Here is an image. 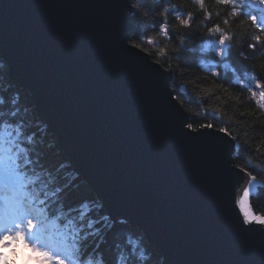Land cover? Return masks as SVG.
Segmentation results:
<instances>
[{
    "label": "water",
    "instance_id": "water-1",
    "mask_svg": "<svg viewBox=\"0 0 264 264\" xmlns=\"http://www.w3.org/2000/svg\"><path fill=\"white\" fill-rule=\"evenodd\" d=\"M131 10L129 0H0V59L104 211L167 264H264L259 234L238 231L248 177L225 163L233 142L209 146L188 130L170 74L129 46Z\"/></svg>",
    "mask_w": 264,
    "mask_h": 264
},
{
    "label": "snow or ice",
    "instance_id": "snow-or-ice-1",
    "mask_svg": "<svg viewBox=\"0 0 264 264\" xmlns=\"http://www.w3.org/2000/svg\"><path fill=\"white\" fill-rule=\"evenodd\" d=\"M195 3L204 10V20H211L212 13L205 9L204 0H195ZM216 3L230 6L231 17L242 15L254 29L264 32V0H216ZM141 6L133 7L138 9ZM170 11H174V6L161 10L164 19L159 23L158 35L165 40L171 39L167 22ZM136 14L135 11L130 12L131 16ZM176 20L182 28L189 29L193 16L177 12ZM222 22L229 24L228 19ZM152 30L156 31L155 28ZM207 34L215 37L206 41V48L220 58L216 65L219 67L227 59L233 37L226 34L220 23L207 27ZM254 40L248 44L253 51L261 43L258 35ZM146 43L154 45L156 41L146 37ZM183 44L182 39L181 47L173 51H183ZM129 46L144 51L135 42H130ZM165 52L166 48H161L160 56L163 57ZM165 71H170V68H165ZM211 75L219 78L221 74L212 70ZM0 77H3L0 81V264H16L10 257L22 256L21 249L27 250L26 260L33 264H94V261L95 264H151L152 255L146 237L126 217L113 218L104 211V205L98 198L83 196L76 204L67 202L86 181L65 159L59 163H45V149L54 143L48 139V128L41 127L44 122L38 123L37 110L24 102V94L7 70L0 72ZM251 80L253 83L247 85L242 80L238 81L240 88H247L255 103L264 108V83L255 76ZM178 95L174 92L171 98L177 99ZM186 127L204 137L209 146L217 143L227 145L237 139L228 126L216 128L215 124L208 122L200 124L199 128L193 127L192 123H187ZM205 129H215L223 135L217 136ZM225 137L229 139L225 140ZM60 155L62 151L56 145L53 159ZM235 155L232 153L225 163H230ZM233 167L248 177L239 201L242 215L238 231L258 233L264 249V215L244 210V202L248 200L250 205L251 193L257 189V174L247 166Z\"/></svg>",
    "mask_w": 264,
    "mask_h": 264
},
{
    "label": "trees",
    "instance_id": "trees-1",
    "mask_svg": "<svg viewBox=\"0 0 264 264\" xmlns=\"http://www.w3.org/2000/svg\"><path fill=\"white\" fill-rule=\"evenodd\" d=\"M129 1L131 12L135 11L137 14L130 15L128 43L139 44L164 71L165 68H170V71H165L170 74L169 86L173 93H179L176 100L184 110L188 123H192L195 128L208 122L215 124L216 128L229 127L237 138L233 142V153L236 155L232 158L235 166H247L258 177L257 189L250 196V205L247 200L248 208L257 215H264V108L255 103L247 88L241 90L238 83L242 80L246 85L252 84V76L264 83V32L254 29L251 22L242 15L231 17L230 6L217 4L216 0H204L205 9L212 13L209 21L204 20V10L195 0ZM137 4L142 6L136 9L133 6ZM166 6H174V11H170L167 16L170 40L158 35L159 23L164 19L161 10ZM177 12L182 15L192 14L191 28L184 29L179 25L176 20ZM223 19H228L229 24H223ZM213 23H220L226 34L233 37L227 59H224L219 67L216 65L220 58L215 57L214 53L206 48V41L215 39L207 34V27H211ZM153 28L156 31H153ZM257 35L260 36L261 43L253 51L248 48V44L254 43V37ZM146 37H151L156 43L148 45ZM182 39L184 50L173 51L181 47ZM161 48H166L163 57L160 56ZM5 70L6 63L0 59V72ZM212 70L219 72L220 77H213ZM2 80L3 77H0V81ZM20 90L24 94V102L31 104L28 93L21 88ZM40 122H43L41 118L38 123ZM41 127L46 125L41 123ZM48 139L54 140L50 132ZM56 145L54 140L52 147L45 149V163H59L61 159H65L63 154L53 159ZM83 196L96 198L84 182L78 193L70 196L67 202L76 204ZM146 243L152 255L151 264H167L157 249L151 243Z\"/></svg>",
    "mask_w": 264,
    "mask_h": 264
},
{
    "label": "rangeland",
    "instance_id": "rangeland-1",
    "mask_svg": "<svg viewBox=\"0 0 264 264\" xmlns=\"http://www.w3.org/2000/svg\"><path fill=\"white\" fill-rule=\"evenodd\" d=\"M254 191L255 190H253L252 192H254ZM20 251L23 252V255L22 256L10 257V259H14L16 261V264H22V262H24V264H33V262L26 260V257L28 255L27 250L21 249Z\"/></svg>",
    "mask_w": 264,
    "mask_h": 264
},
{
    "label": "clouds",
    "instance_id": "clouds-1",
    "mask_svg": "<svg viewBox=\"0 0 264 264\" xmlns=\"http://www.w3.org/2000/svg\"><path fill=\"white\" fill-rule=\"evenodd\" d=\"M22 264H24V262H22Z\"/></svg>",
    "mask_w": 264,
    "mask_h": 264
}]
</instances>
